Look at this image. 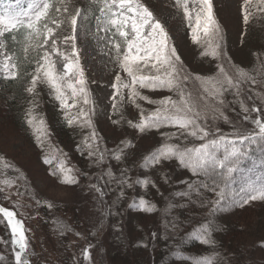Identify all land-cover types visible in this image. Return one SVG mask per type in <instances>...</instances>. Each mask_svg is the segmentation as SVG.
Masks as SVG:
<instances>
[{
  "label": "snow or ice",
  "instance_id": "1",
  "mask_svg": "<svg viewBox=\"0 0 264 264\" xmlns=\"http://www.w3.org/2000/svg\"><path fill=\"white\" fill-rule=\"evenodd\" d=\"M243 2L245 6H250L252 0ZM23 3L24 0H15V4L0 0V38L23 29L26 39L34 42L36 49L43 48V54L35 62L26 91L34 94L38 84H46L59 103L67 125L78 124L91 129L89 135L77 145L78 151H86L87 156L94 157L97 164L107 163L109 152L115 161L122 160L123 149L112 151L100 146L99 136L92 123L93 102L76 46L78 18L80 29H86L89 7L95 5L99 12L96 16L97 32L106 34L100 39L107 38L115 50L116 64L128 77L125 81L119 73L116 74L115 82L111 85L114 89L112 108L117 109L116 98L119 96L123 101V89H127V99L140 109L139 122L128 121L131 127L140 133L153 129H174L171 132H161L165 142L144 157L141 167L147 169L161 165L164 161H177L181 168L188 170L196 179L187 182L186 190L177 191L174 195L191 201L195 194L208 208V215L213 218L219 213L243 208L253 201L264 202V94L255 91V88L264 89V79L257 80L231 64L223 50L224 37L214 15L213 0H175V3L177 9L183 12L192 41L197 44L203 42L206 51L202 55L210 54L220 61L216 66L215 76L192 75L177 55L176 48L170 44L168 33L142 0H91L89 7L74 9L70 6V0H28L27 7H21ZM257 4V10L264 12V0H257ZM243 11V21L247 24L252 13L248 7ZM50 23L55 28L50 27ZM65 23L70 25L71 34L63 36L60 43L66 49L70 48V51L58 47L59 36L56 29ZM12 39L15 40L14 35ZM25 51L28 49L25 48ZM0 56L3 57L0 69L5 74L4 78L15 80L19 75V65L13 56L7 54L2 41ZM54 57H59L63 62L62 72L57 70V60ZM142 89L166 91L170 95L153 100L143 95L140 91ZM228 94L238 100L240 111L244 114L239 123H234L225 115V109L229 105ZM244 97L248 101L259 100L260 106L253 103L249 107ZM137 101H144L155 107L147 111ZM74 109L78 111L73 112ZM221 120L231 126L229 133L217 126V121ZM25 122L32 130L37 146L44 149L50 136L44 119H38L33 108H29L25 113ZM245 122L252 127H244ZM173 139L178 142H170ZM190 139L201 143L190 145ZM43 162L52 166L50 175L58 177L62 184L79 185L78 170L67 164L64 154L60 157L45 154ZM0 163H3L5 169L11 167L2 158ZM106 175L110 178L108 183H113L114 180L120 186L113 207L125 197V186L132 189L134 185H139L146 189L152 184L148 178L130 181L124 173H121V178L115 179L110 170ZM4 183L11 186L9 181ZM87 188L98 194V198L94 196L93 199H98L100 204H104L105 196L113 191L112 188L102 189L98 183H90ZM204 192L213 193L214 198L209 199ZM0 193H4L0 198L10 199V193L6 189L0 188ZM48 207L52 205L49 204ZM128 207L144 213L156 211V205L143 196L138 200L133 198ZM109 214L105 210L102 215L106 218ZM17 215V211L0 206V223L10 233L14 264H30L31 252L29 238L26 236L28 229ZM170 224L174 232L178 231L176 218ZM102 228L103 224L97 230ZM116 230L119 231V228ZM219 230L221 227L214 219H209L192 231L191 235L202 245H213V232ZM155 235L153 233V240ZM261 246L264 247V242ZM91 247L89 244L83 250L85 261L90 260ZM0 262L7 264L2 255ZM193 264L211 262L194 261ZM220 264H228V261L221 257Z\"/></svg>",
  "mask_w": 264,
  "mask_h": 264
},
{
  "label": "rangeland",
  "instance_id": "2",
  "mask_svg": "<svg viewBox=\"0 0 264 264\" xmlns=\"http://www.w3.org/2000/svg\"><path fill=\"white\" fill-rule=\"evenodd\" d=\"M27 1L24 0V3ZM4 2L15 4V0H4ZM142 3L149 8L155 19L164 27L169 35L170 44L176 48L177 55L193 76H215L217 74L216 66L220 61L210 54L202 55L206 48L203 46V42L197 44L192 41L190 29L183 18V12L177 9L175 0H142ZM245 7H248V10L252 13L247 24L243 21ZM257 9V0H252L250 6H245L243 0H213L214 15L224 37L222 41L223 50L227 53L231 64L239 67L249 76L262 80L264 79V12ZM97 23L96 21L95 25L89 30L80 29V19L78 18L76 46L79 51L80 66L84 69L87 80L90 99L93 102L92 123L99 136L100 146L103 149L112 151L123 149L121 161H115L111 158V152H109L107 163L97 164L94 157L89 158L87 156V152L81 153L78 151L77 144L82 142L84 137L89 135V131H91L87 127H81L77 124L72 127L78 130L75 135L68 134L65 131L61 132L57 139H54L51 131H49L48 143H54L60 154H62L61 148L63 147L64 151L67 152V164L77 169L79 174V185L62 184L58 177L50 175L52 166L43 162V157L48 154V151L44 149V153L41 154L32 130L30 128H28L29 131L24 130V124L21 122H11L9 97L0 84V158L11 165V167L5 169L3 163H0V188H4L10 193V199L0 198V204L6 207L9 206V208L20 213L31 233H33L32 229L41 222L39 214H42L41 218L47 219L52 236L55 239H66V242L68 241L66 245L68 252L72 254L73 264H101L98 253H93L95 247L93 250L89 249L90 260L85 261L83 259L85 242H76L78 241L76 237L86 238L88 232L99 225L100 212L105 208L104 204L98 202V199H93L94 196L98 198V194L94 190L88 191L87 185L105 182L106 173L109 170L113 173V176H117V179L121 178V173H124V175L127 173L126 176L130 181L148 178L152 181L149 186L156 185L161 179L155 177L160 165L147 169L142 168L141 165L144 157L148 156L149 152L157 149L165 142L161 132L174 131V129L166 128L140 133L137 129L131 127L128 121L138 123L140 109L127 99V89H123V101L117 96V109L112 108L114 89L111 85L115 82L116 74L119 73L122 80L125 81L128 80V77L116 64L114 60L115 50L108 43L107 38L100 39L101 36H106V34L97 32ZM201 37L203 41L202 33ZM0 41L3 42L2 38H0ZM2 62L3 57L0 56V64ZM57 70L60 71L58 67ZM1 72L4 74L2 69H0ZM140 91L153 100L170 95L166 91L152 92L147 89ZM255 91L264 94L262 88H255ZM227 99L229 105L225 109V115L234 123L241 122L244 114L240 111L238 100L232 94H228ZM244 99L249 107L253 103L260 106L259 100L253 102L248 101L246 97ZM32 100L34 114L38 119H44L48 130L50 117L59 119V123L64 119V113L60 109L59 103L54 99L51 89L46 84L37 85L35 97ZM137 103L147 111L155 107V105L147 104L144 101H137ZM113 121H117V123L114 124ZM56 123L58 122L56 121ZM217 126L224 132L229 133L231 131V126L222 120L217 121ZM244 127L251 128L252 125L245 122ZM150 144L152 145L149 146ZM72 151L76 152L71 154L74 158L69 160L68 153ZM167 163L169 161L162 162V164ZM183 170L178 174L180 176L179 180H174V182L166 180L161 183L160 188H156L159 190L151 197L152 201L155 202L156 211L149 213V215L140 214V211L128 207L130 199L136 198L138 200L141 197V189L144 188L139 185H134L132 189L124 187L125 197L114 206L115 217L119 219L120 214H122L121 223L124 224L122 233L120 230H116L118 228L117 219H111L108 222L112 226L108 236V254L116 253V261L119 264H129L128 260L130 258H127V256H130V254L133 258L132 264H143V262L135 261L136 254L139 251L136 245L131 244L132 247L136 248L131 253L128 252L127 247H123L122 235L125 240H133L135 239L134 234L140 233L138 229H142L143 232L147 233L153 230L152 232L156 234L154 241H158L166 232L165 226L169 220L166 218V216H169V196L171 195V198L175 196L173 192L168 193L167 191L168 189H174L175 191L185 185L188 181L185 178L191 175L188 170ZM100 177L102 179L98 180ZM4 181H9L11 186L6 185ZM108 188L110 187L107 185L106 189ZM119 191L120 186L117 185V189L114 190V194L110 195L109 200L108 196L106 197L108 211L110 207L113 210V204L110 201L113 202L114 197L117 198ZM3 195L4 193H0V197ZM49 204L52 207H48ZM122 207L126 208L125 217L122 213ZM44 208L48 210L49 214L43 211ZM118 208L122 212L117 214L116 209ZM0 245H3V243L0 242ZM63 246H61V251L64 253L67 250L63 251ZM57 251H59L58 247ZM80 257H82L81 261L78 260ZM109 259L110 257L105 255L104 263L107 260L110 261ZM262 259L264 260L263 249L254 251L252 261L247 264H262ZM249 260L248 256L242 259L243 262Z\"/></svg>",
  "mask_w": 264,
  "mask_h": 264
},
{
  "label": "trees",
  "instance_id": "3",
  "mask_svg": "<svg viewBox=\"0 0 264 264\" xmlns=\"http://www.w3.org/2000/svg\"><path fill=\"white\" fill-rule=\"evenodd\" d=\"M90 4L91 0H70V6L73 9L76 7H89ZM97 15H99V12L96 6L92 5L91 7H89V17L86 22V30H89L92 26L95 25L97 21ZM54 18L56 17L54 16ZM49 26L55 28L54 24L50 23ZM56 32L59 36L58 47H60L61 50L70 51V48L66 49V46L60 43V40L63 36L71 34L70 25L67 23L62 24L60 28L56 29ZM13 35L15 36V40L12 39ZM2 40L6 52L9 55L13 56L14 61L19 65V75L15 80L5 79V74H2V72L0 73V84L9 97V115L12 120L11 122H21L22 124H24L23 129L29 131V127L25 122V113L29 108L33 107L30 101H33L32 99H34L35 93H27L26 88L30 84L31 73L34 71L35 62L39 59V56L43 54V48L36 49L34 46V42H30L26 39V33L23 29L15 33L6 34V37L2 38ZM25 48L28 49L27 52L25 51ZM54 58L57 60V67L59 68V70L63 71V62L60 61L59 57ZM73 111H78V109H74ZM56 121L58 123H56ZM76 125L77 124L68 126L65 119H62V121H60L59 123V119L57 120L50 117L49 131H51V135H53L54 139H57L61 132L65 131H67L68 134L75 135L78 130L77 128L72 127H75ZM170 142L177 143L178 141L173 139ZM199 143H201V141L191 139L189 141L190 145ZM151 145L152 144H150L149 146ZM44 149L48 151L49 156H61L57 146L52 142L46 144ZM44 149L40 148L41 154L44 153ZM61 149L62 154L66 156L67 152L64 151L63 147ZM153 151L149 152V155ZM75 152L76 151H72L68 153V157L70 158L69 160H71V158H74V156H72L71 154H74ZM85 152L86 151H84V153ZM174 170L175 172H173ZM183 171L184 170L180 166H178L177 161H169V163L167 164H161L158 168V173L155 176L156 178H161L159 183L157 182V180H155V182H157L155 187H153L152 185H148V188L141 189V196L149 200L151 203L155 204V202L152 201L151 197L157 190H159L156 188H160L161 183L166 180H169V182L179 180L180 176L178 174ZM113 178L117 179V176H113ZM109 179L110 178L106 175L105 182H100L99 186H101L102 189L105 190L107 185L114 190L117 189V185L115 184L114 180L113 183H108ZM185 179H188V181H186L184 186L182 185L181 189L175 191L174 189H168L167 192H173L174 194L177 191L186 190L187 182H191L192 180L196 179V177H193L191 175L190 177H187ZM114 190L108 192V194L104 198L105 208L100 212V221L98 220L99 225H97L93 230L89 231L86 238L82 236L76 237V239L78 240L76 242L84 241L86 247L91 244L92 247L90 249L92 250L95 247V251L93 253H98L101 264L104 263L103 259L105 258V255L110 257L109 260L111 262L107 260V262L104 264H108V262L109 264H119L116 261V253L108 254L107 247L109 246L108 236L112 227L110 224H108V222L111 221V219H117L114 215L115 207H113V210H111L110 207V217L108 215L105 218L102 215L105 212V209L108 210V208H106L108 207L106 197L108 196L109 200L110 195L114 194ZM204 195L209 199L214 198L213 193L204 192ZM169 198V216H166V218H168L169 220L165 226L166 232L162 237L158 239V241L153 240V230L150 233H147L143 232L142 229H138L140 233L134 234L135 239L133 240H125L124 236L122 235L124 240L122 241L124 242L123 247H127L129 253H131V251L133 252L134 249H136L132 247L131 244H134L137 246V248H139L138 254H136L135 261L143 262V264H193L194 261L220 264V259L221 257H223L228 261V264H247L248 262L252 261L254 251H260L261 249H263L264 253V247L261 246L262 242H264V202L253 201L249 205H245L243 208L231 209L228 212L219 213L213 218L208 215V208L201 203L200 199H198L195 194H193V198L191 201L186 197L174 196L171 198L170 195ZM115 199L116 197H114V200ZM132 199H130L128 204ZM110 203L113 204V202L111 201ZM0 206L5 205L0 204ZM122 210L118 208L116 209V213L118 214V212H122L125 217L126 208L122 207ZM43 211L49 214L48 210H46L45 208ZM140 214L149 215V213L144 212H140ZM220 215L222 216L219 217ZM41 216L42 214H39L41 222L37 224L34 229H32L33 233H31L28 229V225L26 226L25 220L22 215L20 213H18L17 215V218L21 219L26 229H28V231L26 232V236L29 238V248L31 252V255L29 257L30 264H73L72 254L68 252V247L66 245V243L68 244V241L66 242V239H55L49 229L47 219H43L41 218ZM173 218H176V222L179 225V229L176 232L173 231L170 224V221L173 220ZM122 219V214H120V218L117 220L118 228L121 233L124 227V224L121 223ZM209 219H214L215 223L221 227V230L213 232V239L215 240V244L202 245L192 238L191 233L195 229L207 223ZM101 224H103V228L98 231L97 229ZM33 237L35 240L32 239ZM139 238L141 239L137 240ZM10 239L11 237L8 229L4 226V224L0 223V242L3 243V245H0V255L5 257L7 264H14V258L11 254ZM137 242H139V244H137ZM62 245H64L63 251L67 250L64 253L61 251ZM57 247L59 251H57ZM247 256L250 258V260L247 262H243L242 259ZM127 258H130V260L128 261L129 264H132V254H130V256L128 255ZM78 260L81 261L82 257H80ZM262 261V264H264L263 259ZM0 264H3V262H0Z\"/></svg>",
  "mask_w": 264,
  "mask_h": 264
}]
</instances>
